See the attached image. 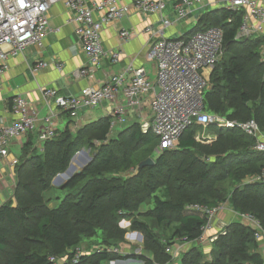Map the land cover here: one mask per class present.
<instances>
[{"label": "trees", "instance_id": "trees-1", "mask_svg": "<svg viewBox=\"0 0 264 264\" xmlns=\"http://www.w3.org/2000/svg\"><path fill=\"white\" fill-rule=\"evenodd\" d=\"M242 15V10L215 8L181 37L211 26L222 29L225 51L210 73L204 108L227 119L252 118L264 132V60L259 54L264 41L260 36L235 39ZM110 126L111 116H104L75 131H56L41 148L30 140L23 146L12 196L0 204V264H56L50 257L61 258L58 264H106L128 258L94 249L73 260L83 243L88 248L122 242V219L143 234L150 254L138 256L144 264L166 263L172 257L166 248L182 238L196 239L206 222L204 213L186 208L191 203L215 207L228 202L264 228V181L246 180L264 168V151L253 149L251 136L210 124L205 131L216 138L204 143L195 139L202 126L193 123L173 147L154 154L159 140L150 130L143 132L140 123L116 135ZM82 148L89 149L91 160L61 185L67 193L50 206L47 190ZM149 156L154 164L139 168ZM258 245L253 228L233 220L210 245V257L196 243L180 253L177 264H264Z\"/></svg>", "mask_w": 264, "mask_h": 264}, {"label": "built area", "instance_id": "built-area-1", "mask_svg": "<svg viewBox=\"0 0 264 264\" xmlns=\"http://www.w3.org/2000/svg\"><path fill=\"white\" fill-rule=\"evenodd\" d=\"M211 0H176L174 10L178 19L184 18L195 5ZM224 6L232 11H243L241 23L237 29L235 39L241 40L264 32V0H224ZM64 3L71 13V19L76 24L75 33L82 41L83 50L87 58V65H83L74 74L85 75L94 71L105 55L112 63L118 62V51L106 52L102 45L101 31L108 22L126 16L130 6L120 0H0V75L7 69V59L24 52L30 46L41 45L49 30L50 8L58 3ZM132 6L143 14H157L162 17L165 0H133ZM161 28L146 27L144 30L155 36L146 52V59L155 63V79L152 81L144 67L129 65L114 73L104 84L91 85L83 89L80 95L57 96L55 105L66 112L76 114L80 108H92L100 105L104 100H114L117 93H122L125 106L118 105L111 115L112 130L115 125L124 121L123 114L128 107H139L144 97L149 98L151 117L140 122L143 132L150 130L159 140V148L173 147L182 133L193 123L202 126L195 139L209 143L216 138L215 133L206 132V126L214 124L219 127L237 128L254 139L253 149L264 151V132L254 119L245 121L227 119L226 117L207 112L204 108V93L210 85V73L215 64L222 59L225 51L223 31L219 26H211L196 31L185 37H168L165 28L172 25L168 19L161 18ZM134 35L133 31L121 29L119 36L127 40ZM264 60V44L259 51ZM48 62L38 61L30 67L35 74L46 68ZM60 69L62 65L56 63ZM131 77L127 79V75ZM159 92L156 93L154 87ZM55 94L52 87L44 89V98ZM46 99V98H45ZM11 111L15 119L6 125H0V158L8 155L11 140L35 130L37 109L33 103L22 95H15L11 101ZM47 117L48 124L37 131L38 145H42L56 134L51 118L53 110ZM18 159H12L15 166ZM250 181H264V168L258 175L249 178ZM228 202L215 207H208L200 203H191L187 209L202 212L206 215V222L201 227L200 235L191 241L180 239L175 248L171 246L166 251L172 257L178 256L187 245L202 243L212 244L218 235H224L230 222L217 221L221 211L230 210ZM234 211V210H233ZM234 215L239 221L249 225L254 230L256 240L264 242V228L258 219L249 213ZM217 230L207 235V231L215 227ZM98 251L122 254L123 250L114 246H99ZM84 253L80 247L76 248L74 261ZM54 263L61 262V258H49ZM110 260L114 262L127 261ZM149 264H168L152 261Z\"/></svg>", "mask_w": 264, "mask_h": 264}, {"label": "crops", "instance_id": "crops-1", "mask_svg": "<svg viewBox=\"0 0 264 264\" xmlns=\"http://www.w3.org/2000/svg\"><path fill=\"white\" fill-rule=\"evenodd\" d=\"M175 1L165 0V8L162 17H160L157 14H143L135 10L132 6L133 0H120L121 3L130 6L128 14L120 19L108 22L101 31L104 50L106 52L118 51L120 59L118 62L112 63L109 56L105 55L93 72L79 76L74 73L83 65H87V58L83 50L82 41L75 33L76 24L72 21L71 13L64 3L58 2L50 8L48 12L49 30L42 44L30 46L22 53L9 56L7 59L8 67L0 75V125L9 124L15 119L11 111V101L15 95L26 97L37 109L35 130L12 139L7 157L0 158V204L12 196L16 179V165L10 164L12 159H19L16 152L18 150L22 151L23 146L29 140L33 142V145L41 148L37 141V131L48 124L46 119L51 113L50 109L54 113L51 118L52 125L58 132L66 127L75 131L77 127L90 121L104 116H111L118 105L125 106V98L119 92L114 100H104L96 107L80 108L76 114H72L59 109L55 105L54 100L57 96L80 95L86 87L104 84L114 73L129 65L144 67L149 78L154 81L155 63L146 59V52L155 36L147 33L144 29L148 26L154 29L161 28V18L168 19L172 22V25L165 28V35L177 38L188 32L204 13L215 8L225 7L224 0H211L210 2L195 5L186 17L178 19L174 10ZM188 19L193 21L188 23ZM121 29L133 31L134 35L124 40L119 36ZM254 36H260L264 41V32ZM38 61L48 62V65L33 74L30 71V67ZM56 63H60L62 67L58 69ZM130 77L131 75L128 74L127 79L129 80ZM48 87L54 88L55 94L51 97H45V99L44 89ZM123 117L124 121L115 125L111 130V135H116L120 130L135 122L140 123L143 119H149L151 117L149 98L144 97L139 107H128ZM83 165L85 166V164ZM64 174L59 176L62 184L72 175L69 174L63 178ZM246 180L248 181L249 178ZM225 212L227 213L220 217L217 216L216 220L225 221L229 219L227 222H232L237 219L234 215L235 211L226 210ZM216 226L217 222H215V227L209 229L206 234L214 233L217 230ZM176 245H178V242L171 247L174 248ZM187 246L189 247V245ZM202 248L204 252L208 253L210 244L203 241ZM258 251L264 259L263 241H259ZM177 259V261H173L174 264L178 263L179 254Z\"/></svg>", "mask_w": 264, "mask_h": 264}, {"label": "rangeland", "instance_id": "rangeland-1", "mask_svg": "<svg viewBox=\"0 0 264 264\" xmlns=\"http://www.w3.org/2000/svg\"><path fill=\"white\" fill-rule=\"evenodd\" d=\"M192 21H193L192 19H188V23H190ZM191 24H193V23H191ZM191 24H188V25H191ZM204 143H206V142H204ZM20 152H21L20 150H18L16 152L17 156H19V157H20ZM153 152H154V154H158L161 152V149L159 148L158 144L153 148ZM90 157H91V154H90L88 149L82 148V150H80L78 153H76L74 155V157L72 158V161H71V164H73V166H74V170L71 171V174L73 175L74 172L77 171L78 168L83 166V164H85V162L88 161ZM149 157H151V156H149ZM64 173H62V174H64L63 178L69 175V173H66V172H64ZM54 180L52 181V184H53L52 187L49 188L46 192V195L52 198L50 203H49L50 206H56L59 203L60 199L65 195V193H67V189L61 187V185H62L61 180L60 179H56L55 181ZM57 197H59V198H57ZM228 207H229L230 211H232V208L230 207V205H228ZM146 208H147L146 204H143L141 206V210H145ZM227 220H229V219H227ZM227 220H225V221H227ZM235 220H239V219L237 218ZM119 224L121 227H123L126 230V233L124 235V240L122 242H120L118 245H114V247H119L120 249L123 250L124 255L129 254L130 256L128 257L129 259L127 261H122V262L118 261V262H114V264H144L143 259L141 260L138 256L140 254H145V255H150V254L148 252H146L144 249V244H143L144 237H143L142 232L132 230L130 228L131 223L127 219L120 220ZM138 232L141 235H139ZM178 242H179V240H178ZM206 243H208V242H206ZM96 247H99V246L93 245L92 247L87 248L86 244L83 243L80 248L84 253H86L88 251H92V250L96 249ZM180 253H179V256H180ZM207 257H210L209 252L207 253ZM124 259H126V258L118 259V260H124ZM177 260H178L177 256L171 257V259L168 260L167 263L168 264H174L173 261H177ZM109 261L106 262V264H112Z\"/></svg>", "mask_w": 264, "mask_h": 264}, {"label": "water", "instance_id": "water-1", "mask_svg": "<svg viewBox=\"0 0 264 264\" xmlns=\"http://www.w3.org/2000/svg\"><path fill=\"white\" fill-rule=\"evenodd\" d=\"M154 90H155L156 93L159 92V89H158L157 86L154 87ZM80 150H82V149H80ZM80 150H79V151H80ZM77 153H78V152H77ZM91 158H92V155H91V157L89 158V160L86 161L85 165L91 160ZM152 164H154V159H153L152 157H147V158H145V159H143L142 161L139 162L138 167H139V168H142V167H144V166H150V165H152ZM83 167H84V165H83L80 169H78L76 172H77V173L80 172V170H81ZM72 170H74V166H73V164L70 163L69 167L67 168V170H66L65 172L71 174V171H72ZM63 173H64V172H63ZM61 174H62V173H61ZM59 176H60V174H58L54 179H55V180H56V179H59ZM71 176H72V175H71ZM55 180H54V181H55ZM138 233H139V232H138ZM139 235H141V234L139 233Z\"/></svg>", "mask_w": 264, "mask_h": 264}]
</instances>
